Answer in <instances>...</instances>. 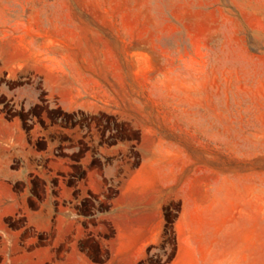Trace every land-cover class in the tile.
I'll list each match as a JSON object with an SVG mask.
<instances>
[{
  "label": "crops",
  "instance_id": "0c3cea01",
  "mask_svg": "<svg viewBox=\"0 0 264 264\" xmlns=\"http://www.w3.org/2000/svg\"><path fill=\"white\" fill-rule=\"evenodd\" d=\"M22 3L0 0V75L15 83L3 92L18 106L47 96L61 112L112 116L139 136L110 142L102 125L27 128L0 112V218H25L0 226V264H141L167 243L172 202L176 249L157 264H264V172L223 171L220 142L200 126L197 136H173L135 96L136 74L156 69L151 19L15 12ZM113 187L110 207L86 224L83 199ZM108 224V257L97 261L83 244Z\"/></svg>",
  "mask_w": 264,
  "mask_h": 264
},
{
  "label": "rangeland",
  "instance_id": "374dc122",
  "mask_svg": "<svg viewBox=\"0 0 264 264\" xmlns=\"http://www.w3.org/2000/svg\"><path fill=\"white\" fill-rule=\"evenodd\" d=\"M21 1L15 12L125 13L151 19L147 23L155 25L151 34L156 31L159 41L152 60L154 64L156 57V69L141 68L136 74L142 84L135 87V96L141 98L143 112H158L159 125L173 136H197L200 126L207 142H220L223 171L264 172V0ZM6 87L0 75V112L21 116L27 128L35 123L102 125L103 132L111 131L110 142L139 136L112 116L61 112L47 96L32 106H18L3 92ZM13 87L15 83L7 88ZM133 154L132 163L137 164L140 155ZM116 191L113 187L103 199H83L80 209L88 216L86 224L97 222L93 214L110 207ZM179 207V202L169 205L170 220ZM24 221L23 216L2 217L0 226H21ZM113 232L110 224L97 230L85 240L87 250L99 259L108 255L102 237ZM168 232L167 243L153 249L141 264H157L174 255L175 234ZM25 233L35 234L29 228ZM1 248L6 246L0 241ZM4 255L0 253V261Z\"/></svg>",
  "mask_w": 264,
  "mask_h": 264
},
{
  "label": "trees",
  "instance_id": "16d2710c",
  "mask_svg": "<svg viewBox=\"0 0 264 264\" xmlns=\"http://www.w3.org/2000/svg\"><path fill=\"white\" fill-rule=\"evenodd\" d=\"M169 220H170V219H169ZM170 222H171V227L169 226V227L167 228V231H169V229H172V231L175 233V228H174V226H173L174 218L171 219ZM83 247H84L85 249H87V246H86L85 244H83ZM91 255H92L93 258L96 259L97 261H102V260H104V259H106V258L108 257V255H106V256H103L101 259H99V258H96L93 254H91Z\"/></svg>",
  "mask_w": 264,
  "mask_h": 264
}]
</instances>
